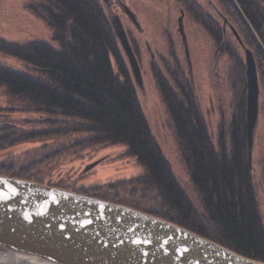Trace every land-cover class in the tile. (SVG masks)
<instances>
[{"label": "trees", "instance_id": "16d2710c", "mask_svg": "<svg viewBox=\"0 0 264 264\" xmlns=\"http://www.w3.org/2000/svg\"><path fill=\"white\" fill-rule=\"evenodd\" d=\"M100 2L35 0L29 5L52 30L51 38L58 44L57 49L44 41L16 42L0 37V54L24 61L39 77L0 65V87L12 103L4 109L45 115L42 119L22 120L19 125L0 124V150L39 138L82 134L84 137L73 144L75 150L121 144L126 154L143 168L142 174L128 181L106 184L104 189L95 186L72 190L161 217L240 255L264 261V225L247 155L246 74L234 46L237 41L230 40L194 0L179 1L207 31L216 51L221 50L230 58L232 113L228 120L217 124L215 140L196 100L193 84L175 53L171 52L167 76L154 70L180 161L199 202L195 207L153 138ZM237 2L264 45V0ZM220 3L234 21L231 24L241 30L238 34L251 47L258 82L264 90V60L229 2L220 0ZM130 44L137 55L134 42L130 40ZM28 124L40 127H23ZM7 164H0V174L70 189L64 180L45 183L36 179L38 162L19 167ZM118 186H128V195L133 200L141 199L148 205L122 200L115 193Z\"/></svg>", "mask_w": 264, "mask_h": 264}, {"label": "rangeland", "instance_id": "374dc122", "mask_svg": "<svg viewBox=\"0 0 264 264\" xmlns=\"http://www.w3.org/2000/svg\"><path fill=\"white\" fill-rule=\"evenodd\" d=\"M127 1L132 8V10L131 8L129 10L134 13L142 28V32L138 34L134 27L129 28L125 22H122L129 40L134 42V48L137 52L136 58L141 70L142 87L135 83L128 61L120 48L122 59L131 76L153 138L168 161L170 170L182 190L192 204L198 207L199 202L192 190L186 170L180 161L170 121L156 86L154 70H159L167 76L169 73L167 64L169 66L173 58L171 52L175 53L186 77L190 78L193 84L196 100L211 137L215 140L217 124L223 119L228 120L232 113L234 96L228 79L230 58L221 53V50L216 51L207 31L196 22L193 15L184 10L183 4L179 2L180 0ZM194 1L221 28H223L224 18L229 23L234 22L222 9L220 0ZM33 2L35 0H0V37L16 42L44 41L57 49L58 44L51 38L52 30L41 17L35 15L29 9V5ZM101 6L108 18L110 12L102 3ZM181 11H183V28L187 49H185L181 35L178 32L177 19ZM113 13L120 15L119 10H115ZM233 27L237 29V33L241 31L235 23ZM224 33L230 37V40L236 41L228 26H226ZM240 38L245 47L251 49L247 46L248 44H246L247 42L244 41L242 35ZM234 46L245 69L243 48L235 42ZM153 53L152 57L151 54ZM112 63L115 67L114 61ZM0 65L39 78L29 64L14 57L0 54ZM259 88V111L251 154V168L264 225V90L260 84ZM11 104L3 87H0V124L13 123L19 125L22 120H36L45 117L44 114L33 111H8L4 109L10 107ZM23 127L35 129L40 126L28 124L23 125ZM82 137H84L83 134L63 138H39L22 142L0 150V164L8 163L19 167L26 166L31 162H38L35 170L36 179H42V182L45 183H56L64 180L70 188L68 190L71 191L75 188L95 186L104 189L106 184L121 182V180L128 181L142 174L143 168L136 162L134 157L126 154L125 147L121 144H105L75 150L76 147L73 144ZM46 155L51 156L44 157ZM94 161H98V163L83 172V169ZM128 190V186L127 188L118 186L115 193L122 200L143 201L141 199L133 200L128 195ZM140 204L148 205L146 201Z\"/></svg>", "mask_w": 264, "mask_h": 264}, {"label": "water", "instance_id": "95a60500", "mask_svg": "<svg viewBox=\"0 0 264 264\" xmlns=\"http://www.w3.org/2000/svg\"><path fill=\"white\" fill-rule=\"evenodd\" d=\"M103 6L105 0H100ZM264 60V46L237 0H227ZM107 8V7H106ZM108 9V8H107ZM131 21L134 13L125 8ZM108 12H110L108 10ZM109 24L135 83L139 63L118 14ZM185 49L183 11L177 19ZM243 48L246 74L248 164L259 111V82L253 51L223 20ZM98 161L87 165L83 172ZM0 264H264L240 255L171 221L127 205L33 180L0 174Z\"/></svg>", "mask_w": 264, "mask_h": 264}, {"label": "flooded vegetation", "instance_id": "af4514ba", "mask_svg": "<svg viewBox=\"0 0 264 264\" xmlns=\"http://www.w3.org/2000/svg\"><path fill=\"white\" fill-rule=\"evenodd\" d=\"M105 5L110 12H115V10H119L120 11L119 17H120L121 21L125 22L129 28L134 27V29L137 30L138 34H140V32H142V28L140 27L137 19H136L137 23L132 22L130 17L128 16V14L125 11V8H128V9L131 8V6L128 4L127 0H105ZM131 10H132V8H131ZM145 44L147 45L146 40H145ZM148 49H149V47H148ZM151 55L153 57L154 53Z\"/></svg>", "mask_w": 264, "mask_h": 264}]
</instances>
